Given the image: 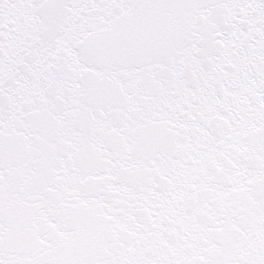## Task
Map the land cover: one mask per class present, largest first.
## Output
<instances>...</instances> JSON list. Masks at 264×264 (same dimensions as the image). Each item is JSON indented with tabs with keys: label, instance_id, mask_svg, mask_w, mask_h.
I'll use <instances>...</instances> for the list:
<instances>
[{
	"label": "snow or ice",
	"instance_id": "obj_1",
	"mask_svg": "<svg viewBox=\"0 0 264 264\" xmlns=\"http://www.w3.org/2000/svg\"><path fill=\"white\" fill-rule=\"evenodd\" d=\"M0 264H264V0H0Z\"/></svg>",
	"mask_w": 264,
	"mask_h": 264
}]
</instances>
